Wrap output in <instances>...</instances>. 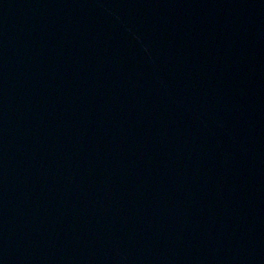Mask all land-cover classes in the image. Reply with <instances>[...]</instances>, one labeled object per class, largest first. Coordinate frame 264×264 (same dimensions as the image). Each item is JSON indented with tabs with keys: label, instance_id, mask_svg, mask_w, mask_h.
Segmentation results:
<instances>
[{
	"label": "water",
	"instance_id": "water-1",
	"mask_svg": "<svg viewBox=\"0 0 264 264\" xmlns=\"http://www.w3.org/2000/svg\"><path fill=\"white\" fill-rule=\"evenodd\" d=\"M0 264H264V0H0Z\"/></svg>",
	"mask_w": 264,
	"mask_h": 264
}]
</instances>
